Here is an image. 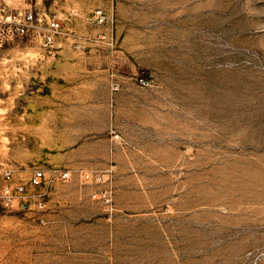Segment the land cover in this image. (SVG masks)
<instances>
[{"label":"rangeland","instance_id":"374dc122","mask_svg":"<svg viewBox=\"0 0 264 264\" xmlns=\"http://www.w3.org/2000/svg\"><path fill=\"white\" fill-rule=\"evenodd\" d=\"M27 6L46 37L0 46V264H264V0L0 16Z\"/></svg>","mask_w":264,"mask_h":264},{"label":"built area","instance_id":"2783aa9c","mask_svg":"<svg viewBox=\"0 0 264 264\" xmlns=\"http://www.w3.org/2000/svg\"><path fill=\"white\" fill-rule=\"evenodd\" d=\"M42 17L34 15L31 6L26 8L12 7L8 17L0 16V23L4 25V33L0 35V46L5 43L14 41L15 39L30 38L37 34L42 39L45 38L43 30L35 29ZM41 178V173H37L33 179V183L37 184Z\"/></svg>","mask_w":264,"mask_h":264}]
</instances>
